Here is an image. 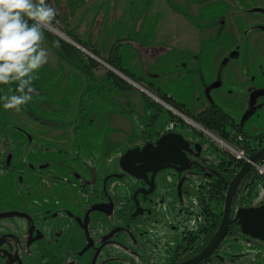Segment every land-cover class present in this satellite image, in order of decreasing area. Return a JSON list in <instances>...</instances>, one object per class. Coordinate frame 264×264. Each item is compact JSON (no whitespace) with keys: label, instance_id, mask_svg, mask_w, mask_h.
Returning <instances> with one entry per match:
<instances>
[{"label":"flooded vegetation","instance_id":"obj_1","mask_svg":"<svg viewBox=\"0 0 264 264\" xmlns=\"http://www.w3.org/2000/svg\"><path fill=\"white\" fill-rule=\"evenodd\" d=\"M207 2V42L218 53L209 81L201 67L204 47L201 45L197 52V44L178 45L171 51L151 47L145 52L151 55L146 61L149 65L147 80L131 75L137 82L170 100L174 107L183 105L180 109L192 117L182 116L189 121L195 123V117L209 111V128L213 132L231 142L237 141L243 146L253 143L261 149L264 147V127L260 129L253 118L264 111V0H240L239 4L243 6L241 16L248 19H243L245 22L240 20L237 25L239 16L229 20L226 13L220 17L217 15L220 8L228 11L223 7L227 0ZM236 27L241 28L238 40L231 46L226 45L225 29L236 30ZM159 54L164 60L153 62L152 59ZM182 66L187 72L181 70ZM188 72L199 75L193 76L195 87L201 78L209 84L208 94H204V88L199 85L198 97L203 94L209 99V103H204L207 107L199 114L192 113L184 103L177 102L157 84L163 86V78L172 73L177 80H185L190 75ZM238 97L244 98L243 105ZM229 99L237 108L241 105L238 113L241 120L230 113L234 107ZM253 110L252 117L242 123ZM158 117L148 115L147 142L135 147L129 144L122 150L112 146L104 157H101L102 153L99 155L98 144H92L93 156L84 155L83 144H70L65 147V152L62 151L65 156L59 159L49 155L54 153L51 144H46L47 150L37 149L36 144H24L28 146L14 148V154L9 152V145H3L6 157L0 153V185L13 176L20 178L16 189L20 197L18 202L22 200L23 203L0 205V264H167V260H170L169 264H184L197 258L209 245L212 224L222 221L225 199L220 213L212 209L214 203L227 195L233 180L257 151L242 146L245 150L241 159L213 156L210 145L215 142L209 139L208 160L204 159V147L184 137L190 143L185 150L186 170L179 171V165L171 164L173 167L154 173L151 170L157 162L148 161L154 155L158 141L166 134L177 133L172 129L178 128V123L171 119V125L158 131L155 126ZM214 118L229 120L211 127ZM251 122L253 124L249 127ZM181 123L185 122L180 120ZM137 148L141 152L145 150L135 154L142 159V164L137 163V166H142L133 169L137 175L133 176L121 168V161L128 151ZM36 154L40 155L41 161ZM118 167L121 172H115ZM255 170L256 165L240 182L233 202L234 212L239 208L264 205V200L254 205L249 198L258 196L259 192ZM165 178L173 179L169 191L162 182ZM4 184L8 190L12 189L9 182ZM5 191L0 197L7 201V189L0 186V194ZM199 221L206 225L201 234L195 233ZM228 236L264 244L243 235L237 223L231 226ZM221 246L200 264L218 263Z\"/></svg>","mask_w":264,"mask_h":264},{"label":"rangeland","instance_id":"obj_2","mask_svg":"<svg viewBox=\"0 0 264 264\" xmlns=\"http://www.w3.org/2000/svg\"><path fill=\"white\" fill-rule=\"evenodd\" d=\"M133 1V5L130 4L131 0L126 4L127 8L125 14L122 18L119 16L117 23H108L109 20H107V22L103 25H99L98 29L93 28V26H91L90 29L85 28L83 31V36L88 41L92 42L94 46L99 45V47L103 50L108 49L109 45H111L112 43L111 41H113L114 39H120L122 37H131L130 39L132 42L137 44L141 43V46L153 45L154 43L162 45L172 44V41H175V37L171 35L177 33L179 28H176V31L174 32L171 30V28L168 27V24L170 22L169 18L172 15L171 9H174L186 18L190 16V13L194 18L197 19V21L193 19L194 22H196L198 26L203 28H199L200 30H197L196 33L193 31L190 37H182L180 45L185 44L186 46H190L192 44H197L195 45L197 52L199 51V47L201 45L203 47L205 46L203 58L201 61V67L204 70V77L209 81V77L211 78L213 76L214 60L218 54L217 49L212 44H209V42H207L209 39V5L207 1L209 0H171L174 3L172 5H169L167 0ZM239 1L240 0H227L226 5H224L223 7H227L228 11L224 12L220 8V11L217 13V15L220 17L221 15H224L226 13L228 14L229 20H231L235 16H239V20L236 22V25L240 23V20H242V22H245L243 19H248V17L243 16L242 18L240 9L243 6L239 4ZM248 1L254 2L255 0ZM111 2L112 0H99V3L104 5L101 6V10L104 8L107 12L106 18L109 16V13L111 11ZM89 13H91V10L83 12L78 18V23L83 24L85 22H88L87 18L89 17ZM141 15H143L141 19L142 21L145 20V25L138 31V36L135 35L136 33L131 30L130 26L136 27L137 21L139 20ZM228 19L225 18L224 20L227 22ZM161 23L163 25L159 27V24ZM180 28L183 31H190L189 26H186L184 24ZM240 30L241 28L239 27H236V30L231 28L230 31H227L225 29L224 34L227 35L228 38L226 40V45L231 46L234 44V41L236 42L238 40L239 34L241 32ZM47 32L80 50L86 62V66L89 67V69L91 68V71L94 72V75L96 69L103 71L105 70L107 71V76L112 78V82L117 84V90L130 91L134 93L136 92L139 95L142 94L141 96L144 103L146 104L148 112L145 111L146 115L144 116L143 120L139 118V120L137 119L135 121L139 126L140 124H143V132L140 134L141 128L137 125L136 127L131 128L130 131L126 133L118 134L116 132H111V124L113 122V124L115 125L116 122V117H114L113 114V112L116 110L115 103H110L109 108H106L102 113H96L94 116L92 114H86L84 116L82 112L79 113V116H74V114H68L65 109L61 111V108H66L71 104V102H67L66 100L53 101L49 100V98L48 100H46L45 97L41 98L40 96H36V98H34L36 100H32L27 106H25L26 111L22 108L19 111L2 110V127L0 129V153L2 152V157H6L5 152L3 153V145L5 144H36L37 149L43 150L48 149V146L46 144H51L53 146L52 149L54 153L49 155L55 159L64 157V152L66 150L65 147L70 144H74V146L75 144H83L82 148L84 155L93 156L95 153V149L92 147V144H98L100 146L99 155L100 153H102L101 157H104L107 156V153L111 151L112 146H115L116 148L122 150L129 144H134L133 147H135V145H141L147 142V138L149 136V134H147L148 132H146V130H148V127L146 126L149 119L147 115L148 113L156 114L158 116L162 115L158 121L156 120L157 123L155 126L158 127V131H160L161 128H164V126L168 127L169 125H171L169 122H167L168 118H170V120L172 119L173 122L178 123V128L172 129L173 132L180 133L192 143H197L204 147V159L209 160V139L215 142V144H212L210 146L212 151H214L213 156L215 155L218 157L232 158L233 156H235V153L231 150V148L235 150L241 149L242 151L245 150L243 149V147L247 146L249 147L250 151H258L263 148L262 146L260 149L258 148L257 144L253 143L245 144L246 146H243V144H239L237 141L231 142L226 137L224 138L222 135L213 132V130L208 126H204L200 123V125L197 124L198 122L196 123V120L193 118L195 124L202 127L201 129L207 131L209 134L201 131L198 127L192 125V122L191 124H188L187 119L184 118L182 114L188 118L192 116L186 115L184 111L168 103L161 94L148 89L142 82H137L135 79H133V77H129L128 75L122 73L114 67L112 68L111 66L106 65L108 67L107 68L106 66H104L105 62H103V59L99 56L97 48H94L93 46L87 44H80L76 41L77 38L73 34L70 35L66 32V29L63 28V26H57L56 24H53L52 30ZM195 46L193 49H195ZM148 56L151 55L148 54ZM148 56H146V60L150 58H148ZM163 58V55L159 54L152 60L153 62H159L162 61ZM126 62L129 63L130 59L126 60ZM109 67H111L112 69H110ZM262 68H264V63L262 64ZM181 70L187 72V70L183 66ZM195 75L197 74L195 73ZM195 75L193 73H190L189 77L185 80H177L176 78H174L173 73L170 76L166 75L162 81L163 91L170 90V93L187 97V100L185 101L187 103L188 101H191V105L195 108L198 104L203 105L205 102L209 103V99L206 98L203 94L202 97H198L200 86L204 88V94H208L207 92L210 90L209 84L201 78L200 83H198V81L196 83L200 86L197 85L198 88L197 86L195 87L193 81L195 80L193 77ZM117 79L124 81V86L119 85L117 83ZM1 91L2 96L11 94L7 88H3ZM59 93L61 92L59 91ZM238 98L241 100V105H243V103H245L244 98ZM229 102L234 107V109L230 113L232 115H235L237 120H241V115H238L241 105L237 108L234 101L229 99ZM49 104L59 105V108H55L56 106L51 107V105ZM119 104H121V102H119ZM138 110L140 109L138 108ZM69 112L71 113V111ZM77 114L78 111L76 115ZM29 115L35 117L30 118ZM133 115L135 119L137 118L139 113L136 112ZM94 118L95 121H93ZM37 119H39L40 122ZM180 120H183L185 123L180 124ZM253 120L259 125L260 129H263L264 111L261 113L259 112L258 115L253 118ZM252 124L253 122L249 124V127ZM210 134H212L213 136H210ZM250 134L252 135L253 132H251ZM10 146L11 145H9V147ZM9 152L14 154V148H9ZM36 157H38V160L41 161L40 155L38 156L36 154ZM258 166H264V163H261ZM115 172H121V169L118 167ZM100 173H102V167ZM254 174V176L257 178V181H255L257 188L260 185L258 190L259 192L257 194L258 196H249V198H251L253 204L256 205L264 200V175L261 176L258 173ZM161 177H164V175H162ZM19 181L20 178H18L17 176H13L10 178V180H6L3 182L2 185L5 189L6 187L4 183L8 182L11 184L12 189L7 191V201L4 198L0 197V205H2V203H7L11 206H14L19 205L20 202L23 203L22 200L18 202L20 200V197L18 195L19 191L16 189V185H18ZM162 182L164 183V185L168 186L169 191L171 189L173 179L165 178ZM5 193L6 191L0 195H4ZM225 197H222L220 200H218V202L214 203L212 207L214 211L218 213L221 212ZM197 224L198 225L195 226V233L199 232L201 234L206 225L204 222L202 223V221H199ZM219 254H221V259L218 261V263L214 264H264V244L248 241V239L246 240L242 237L237 238L228 236V238L223 242ZM169 263L170 260H167V264Z\"/></svg>","mask_w":264,"mask_h":264},{"label":"crops","instance_id":"obj_3","mask_svg":"<svg viewBox=\"0 0 264 264\" xmlns=\"http://www.w3.org/2000/svg\"><path fill=\"white\" fill-rule=\"evenodd\" d=\"M51 2H53V7L58 10L57 19L54 24H56L57 26H63V28L66 29V32L70 35L73 34L77 38L76 41L80 44H87L93 46L94 48H97L99 56L103 59V62H105V65L103 64L104 66L109 65L113 68V66L109 63L112 48L118 41H125L126 43L122 44L118 49V54L121 56V65L129 73L141 76V78H144L145 80H147L148 76V72L146 71V69H149V65H146V56H148V54H146L145 52L147 49L151 47L165 48L167 51L177 49L176 47L180 45L182 37H190L193 31L196 33L197 30H200L199 28H203L198 26V24L194 22V20L197 21L196 18H191L190 16H188L190 20L189 21L188 18L175 11L174 9H171L172 15L169 18L170 22L168 24V27L171 28V30L174 32L176 31V28H179L177 33L171 35L175 37V41H172V44L162 45L154 43L153 45L141 46V43L137 44L132 42L130 39L131 37H122L120 39H114L113 41H111L112 43L111 45H109L108 49L103 50L99 47V45L94 46L92 42L88 41L83 36L84 29H90L91 26H93V28L95 29H98L99 25H103L107 22V20H109L108 23H117L119 16L121 18L124 16L127 8L126 4L129 3L130 0H112L110 4L111 11L107 18L106 10L104 8L101 10V6L104 5L99 3V0H51ZM167 2L169 5L174 4L171 0H167ZM130 4L133 5L134 1L131 0ZM87 10H91V13H89V17L87 18L88 22H85L83 24L78 23V18L80 17V15ZM142 17L143 15H141L139 20L137 21L136 27L130 26L131 30L134 31L136 33L135 35L138 36V31L145 25V20L142 21ZM192 20L194 23L192 22ZM183 24L189 26L190 31H183L180 28ZM162 25V23L159 24V27H161ZM180 30L182 31V33ZM44 46L49 50V60L48 63L40 70L39 78L34 82V85L37 89V94L33 96V100H36L34 99L36 98V96H40L41 98L45 97L46 100H48L49 98V100L53 101L66 100L67 102H71V104L66 108H61V111L65 109L68 114H74V116H79L80 112H82L84 116L86 114H92L94 116L96 113H102L106 108H109L110 103H115L116 110L113 112V114L114 117H116V122L115 125L112 122L111 132H116L118 134L126 133L130 131L131 128L136 127V125L139 126L135 120H139V118L143 120L146 112H148L146 104L144 103L141 96L142 94L139 95L136 92L134 93L130 91L117 90V84L112 82V78L107 76V71L105 70L103 71L96 69L95 75L93 72L94 77L92 78L82 70L59 59V57H57L47 46L45 40ZM129 59L130 62H126V60ZM111 67L109 68L112 69ZM157 84L160 86V88H162V86L158 82ZM59 91L61 93H59ZM163 92H166L170 96H173L177 102L184 103L194 114H199L201 110L207 107V105L205 104H198L195 108L191 105V101H188L187 103L185 101L187 99L182 98L180 95L170 93V90H165ZM119 102H121V104H119ZM49 105H51V107L56 106L55 108H59V105L56 104ZM138 108L140 110H138ZM69 111H71V113ZM77 111L78 114L76 115ZM136 112H138L139 115L134 119L133 114H135ZM147 115H149V113ZM161 116L162 115L158 117V120ZM29 117L31 118L35 116L29 115ZM37 120L39 121V119ZM93 121H95V118ZM167 122L170 123V118H168ZM142 126L143 124H140L139 126L141 128L140 134L143 132ZM6 145H11V148H16L19 146L26 148L29 144L26 147L24 146V144H13L14 146L12 144ZM5 187L8 191L7 185H5Z\"/></svg>","mask_w":264,"mask_h":264},{"label":"clouds","instance_id":"obj_4","mask_svg":"<svg viewBox=\"0 0 264 264\" xmlns=\"http://www.w3.org/2000/svg\"><path fill=\"white\" fill-rule=\"evenodd\" d=\"M58 10L51 0H0V109L19 111L37 94L34 82L48 63L45 32L52 30Z\"/></svg>","mask_w":264,"mask_h":264},{"label":"water","instance_id":"obj_5","mask_svg":"<svg viewBox=\"0 0 264 264\" xmlns=\"http://www.w3.org/2000/svg\"><path fill=\"white\" fill-rule=\"evenodd\" d=\"M253 104L254 103H252V105ZM254 113L255 112L253 110L250 114H247L243 118L242 123L247 122ZM191 122L194 123L193 121ZM187 123L191 124L190 122ZM189 144V141L186 140L181 134L169 133L164 135L158 141V147L154 149L155 153L152 157H150L148 161V163L152 161L157 162V166H155V168H153L151 171L157 173L159 170L173 167L171 166V164L179 165L180 167L177 169L179 171H185V164H187L185 150L187 147H189ZM196 146L199 150V145ZM150 148L152 149V147ZM143 151L141 152L139 148L128 151L127 155H125V157L121 161V168L125 172L127 171L131 173V175L137 176L133 169L142 166H137V163L142 164V159L137 158L135 154L138 155L139 152L143 153ZM261 163H264V147L249 158V161L246 162L240 173L231 183L229 191L225 198L222 221L214 238L211 240L207 248L197 258L184 264H200L206 258H210V256L214 254L222 245L223 241L229 234L231 226L234 223H237L239 225V227L241 228V233L243 235L264 242V205L259 207L239 208L235 212L233 210V202L240 182L249 173V170L252 167H254L255 165L258 166ZM233 214L235 215L234 219H232Z\"/></svg>","mask_w":264,"mask_h":264},{"label":"trees","instance_id":"obj_6","mask_svg":"<svg viewBox=\"0 0 264 264\" xmlns=\"http://www.w3.org/2000/svg\"><path fill=\"white\" fill-rule=\"evenodd\" d=\"M45 42L47 44V46L51 49V51L57 56L59 57V59H61L62 61L75 66L76 68L82 70L83 72H85L86 74H88L90 77H94L93 72L91 71V68L89 69V67L86 66V62L83 58L82 52L80 50H78L77 48H75L74 46L64 42L63 40H61L60 38L45 32ZM125 43V41H118L112 48V51L110 53V59H109V63L116 68L117 70L121 71L122 73L128 75L129 77H133L122 65H121V56L118 54V49L121 47V45ZM118 80V84L121 86H124L125 82L121 81L119 79ZM3 88H7V86H0V96H2V89ZM164 99L168 102L171 103L170 100L166 99L164 97ZM177 104V103H176ZM177 107H179V109L181 107H184L181 104H177ZM25 110V107H22ZM229 120V118H227ZM226 118L223 119H219V118H214V120L211 121L212 125L211 127H214V124L217 123V125H220L227 120ZM196 122L204 125V126H208L209 127V111L202 113L200 115H198L197 117H195ZM2 127V109H0V129ZM238 146V145H237ZM219 222L215 221L210 230H209V243L211 242V240L214 238L217 230L219 229Z\"/></svg>","mask_w":264,"mask_h":264},{"label":"built area","instance_id":"obj_7","mask_svg":"<svg viewBox=\"0 0 264 264\" xmlns=\"http://www.w3.org/2000/svg\"><path fill=\"white\" fill-rule=\"evenodd\" d=\"M187 119V118H186ZM187 122H190L188 119H187ZM192 125H194L195 127H198L201 131H204L205 133H208L207 131L201 129L202 127L200 126H197L196 124L192 123ZM209 134V133H208ZM210 136H213L212 134H210ZM231 150L235 153V157L238 158V159H241L243 158V155H244V151H242L241 149L239 150H235V149H232ZM256 173H258L259 175H264V166H256Z\"/></svg>","mask_w":264,"mask_h":264}]
</instances>
